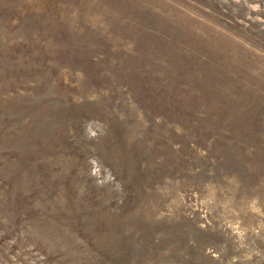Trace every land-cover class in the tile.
Masks as SVG:
<instances>
[{"label": "rangeland", "instance_id": "1", "mask_svg": "<svg viewBox=\"0 0 264 264\" xmlns=\"http://www.w3.org/2000/svg\"><path fill=\"white\" fill-rule=\"evenodd\" d=\"M0 264H264V0H0Z\"/></svg>", "mask_w": 264, "mask_h": 264}]
</instances>
